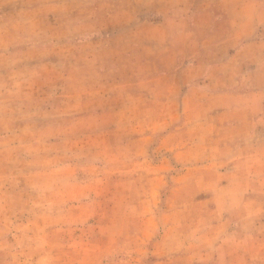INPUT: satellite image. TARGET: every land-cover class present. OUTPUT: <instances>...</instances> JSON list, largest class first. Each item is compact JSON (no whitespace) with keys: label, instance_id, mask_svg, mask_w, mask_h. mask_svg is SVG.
I'll list each match as a JSON object with an SVG mask.
<instances>
[{"label":"rangeland","instance_id":"rangeland-1","mask_svg":"<svg viewBox=\"0 0 264 264\" xmlns=\"http://www.w3.org/2000/svg\"><path fill=\"white\" fill-rule=\"evenodd\" d=\"M253 3L0 0V264H198L223 232L264 258Z\"/></svg>","mask_w":264,"mask_h":264},{"label":"crops","instance_id":"crops-1","mask_svg":"<svg viewBox=\"0 0 264 264\" xmlns=\"http://www.w3.org/2000/svg\"><path fill=\"white\" fill-rule=\"evenodd\" d=\"M223 233L210 244L204 245L202 249L191 250V257L194 254L199 256L198 264H264L258 244L255 246L251 244L252 241L243 239L229 242ZM179 257V259L182 257L188 259L189 253H181Z\"/></svg>","mask_w":264,"mask_h":264},{"label":"clouds","instance_id":"clouds-1","mask_svg":"<svg viewBox=\"0 0 264 264\" xmlns=\"http://www.w3.org/2000/svg\"><path fill=\"white\" fill-rule=\"evenodd\" d=\"M249 7V12H248V20L244 25L241 26V31L237 33V39H239L240 36L247 34L245 30L251 29L252 26V20H253V12L257 9V7L260 8V13H259V18L260 22L264 23V3L260 5H256L255 3L251 4L248 6ZM61 51H65L64 48H61ZM5 61H7V58H5ZM16 61L13 60L12 63L14 64ZM185 73L188 76H192L194 72H197L198 69L195 65L192 63H189L187 67L185 68ZM23 73L18 72V71H11L10 73V78H15L17 76L22 75ZM32 74H35V70H32ZM7 86V83H5V87ZM261 99H264V94L260 97ZM256 111V104L255 103H249L248 101H241L237 99V108L235 109L236 112L242 114V118L247 122V113L248 111ZM261 123H264V119L260 121ZM254 128H255V122H252L251 125H247L245 127V136L246 138L250 139L254 135Z\"/></svg>","mask_w":264,"mask_h":264}]
</instances>
